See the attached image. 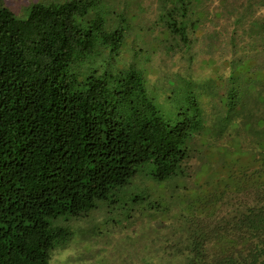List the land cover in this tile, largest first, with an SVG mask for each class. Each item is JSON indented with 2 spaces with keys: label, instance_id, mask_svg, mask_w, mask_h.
<instances>
[{
  "label": "trees",
  "instance_id": "16d2710c",
  "mask_svg": "<svg viewBox=\"0 0 264 264\" xmlns=\"http://www.w3.org/2000/svg\"><path fill=\"white\" fill-rule=\"evenodd\" d=\"M105 1H40L16 14L0 0V264H50L70 238L64 222L116 203L140 173L183 181L175 190L193 230L189 264H264V0L229 14L227 0H157L159 22L186 48L207 22L233 18L241 29L210 118L201 97L214 82L182 83L167 110L143 69L116 64L130 23ZM253 53L257 68L247 65ZM207 130L230 140L213 141L223 169L201 181L205 163L216 168L203 160L190 170Z\"/></svg>",
  "mask_w": 264,
  "mask_h": 264
},
{
  "label": "rangeland",
  "instance_id": "374dc122",
  "mask_svg": "<svg viewBox=\"0 0 264 264\" xmlns=\"http://www.w3.org/2000/svg\"><path fill=\"white\" fill-rule=\"evenodd\" d=\"M40 1L47 0H5L16 14H20L25 5ZM227 1L228 14L245 9L246 0ZM105 4L106 10L113 8L124 13L130 23L116 64L143 69L151 93L167 110L172 109L174 96L181 93L182 83L192 80L201 88L209 81L214 82L217 87L204 91L205 95L201 97L207 116L214 117L232 68L228 61L240 56L238 35L241 29L235 27L234 19L223 18V22L217 21L215 25L207 22L205 31L197 32V38L186 48L159 22L157 0H108ZM260 61V56L253 53L247 65L257 68ZM249 73L241 75L242 84L249 81V75H252ZM244 92L245 101L251 103L254 92L248 85ZM206 133L208 143L199 148L197 144L198 152L190 170L202 165L203 160L216 168H208L205 163L197 174L201 181L223 169V162L218 160L223 154H219L216 145L230 140V135L212 139L208 130ZM205 137L201 142L206 143ZM233 155L228 153L229 158ZM222 173L225 174V169ZM148 179L141 173L136 175L120 190L116 203H100L86 217L64 222L70 229V238L53 250L50 264H189L195 257L193 230L188 229L182 201L177 199L180 190H175L183 181L160 185ZM137 195L144 199L135 204L131 200ZM153 201L156 202L155 209H141L142 205L150 206ZM208 246L206 244L203 250H208ZM205 252L203 255L208 254Z\"/></svg>",
  "mask_w": 264,
  "mask_h": 264
}]
</instances>
